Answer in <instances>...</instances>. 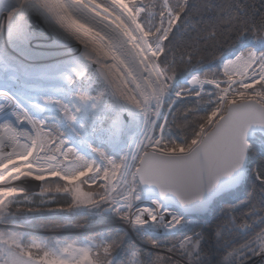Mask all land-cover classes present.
I'll return each mask as SVG.
<instances>
[{"label": "snow or ice", "instance_id": "obj_1", "mask_svg": "<svg viewBox=\"0 0 264 264\" xmlns=\"http://www.w3.org/2000/svg\"><path fill=\"white\" fill-rule=\"evenodd\" d=\"M0 12L6 13L11 45L0 50V65L19 73L26 85L51 78L37 64L40 45L34 41L49 39L66 47L63 54L69 57L59 66L63 95L41 91L26 105L20 95L0 89V216L16 215L9 206L26 191L17 182L34 180L56 183V192L70 194L71 204L59 211L102 209L101 219L112 222L109 231L80 242L25 243L23 233L0 231V264H116L111 257L120 251L127 257L124 264H171L154 238L161 230H184L190 223L186 215L205 209L214 197L249 178L264 197V164L250 167L256 146L264 161V0H206L199 7L192 0H107V5L97 0H0ZM33 12L54 35L32 30ZM218 27L235 29L249 47L233 58H220L226 80L206 73L178 85L175 72L169 75L172 64L160 59L167 55L165 42L185 29L211 47ZM70 41L83 45L78 55L66 43ZM191 59L190 53L189 63ZM205 85L214 86L207 93L211 110L194 127L189 125L190 138L170 139L162 108L167 104L171 111L177 101L194 97L198 110H205L200 105ZM117 94L123 98L120 110L136 122L131 141L120 110L105 104L106 97ZM53 111L52 126L38 118ZM192 111L186 110L185 120ZM161 119L164 123H158ZM108 146L111 154L104 151ZM93 184L100 191L84 190ZM249 203L250 198L240 201L245 207ZM232 209L238 210L236 205ZM246 215L260 216L264 223L255 209ZM230 223L231 229L218 226V241L231 231L247 235L252 230L234 219ZM203 242L200 233L185 235L168 252H178L186 264H206ZM224 251L219 264H253V258L264 264V229L239 247L225 242Z\"/></svg>", "mask_w": 264, "mask_h": 264}, {"label": "trees", "instance_id": "obj_2", "mask_svg": "<svg viewBox=\"0 0 264 264\" xmlns=\"http://www.w3.org/2000/svg\"><path fill=\"white\" fill-rule=\"evenodd\" d=\"M206 0H192V3L198 7L203 5ZM213 3L220 4L224 0H212ZM202 27H207V25H202ZM196 33L191 31H186L181 29V31L173 37L170 42H165L167 55L162 54L160 59L164 63L172 64V71L169 72V75H172V72H175L176 80L175 82L178 85H181V80L188 79L194 74L206 73L209 75H219V61L220 58L230 56L236 52L245 50L249 45L246 42L238 39V32L233 30H228L223 27L217 28V39L213 46H207L204 41L197 42ZM191 53L192 59L191 62H188V55ZM210 93V92H208ZM212 99L211 96L205 94L202 96L200 105L205 107V110H198L195 98L183 99L177 101L176 105L169 111L167 116L168 126L166 130V136L170 139L177 140V142L183 140L185 137L190 138L192 131L191 126H195L201 117L207 114V111H210V107H206V102ZM167 106V104H165ZM214 106V105H213ZM194 109L187 119H184V114L186 110ZM261 149L256 146L253 148L250 167L256 168L261 164H264V161L260 159ZM63 183L62 181L60 182ZM42 190L45 197H40L39 194L31 197V200L22 201L26 194H23L19 198L18 203H14L9 206V212L16 213L17 215L24 214V210L34 211V215L29 214V221L31 222L30 226L33 227H69L71 223L77 225L88 224L90 222V217L85 214H75L74 216H69L67 214H50V216H44L41 214V211L45 208H60L68 207L71 204L70 194L63 192H56V183L51 182H42ZM34 185L29 184L25 189L26 193H31L34 189ZM44 189H48L44 191ZM251 194V196H250ZM251 199V203L247 207L240 204V201H248ZM264 197L261 196L259 188L254 187L253 180L249 178L242 188L228 193L220 197L212 207V212L206 214L200 219L196 224H191L187 226L184 230H181L176 233H170L166 235H159L154 237L159 239L161 248L168 249L173 245L178 244V242L183 239L185 235H192L193 233L200 232L204 237V242L202 244V259L206 264H219V261L224 257V243H231V247H239L241 244L245 243L247 240H251L257 232L261 229H264V223H260V216H248L247 213L255 209L260 213L261 216H264V203H262ZM232 205H236V209L233 210ZM18 209H21L20 212H17ZM234 219L237 226L241 225H251L252 230L248 232L247 235H244L242 232L237 233L231 231L229 234L224 236L223 240H217L216 231L219 225L227 224L231 229L232 225L230 221ZM110 228L94 231L83 236L73 237V236H64L63 239L69 242H78L82 239H88V237H98L99 234L109 231ZM29 236V235H28ZM34 239L43 238L42 236L30 235ZM99 242V239H97ZM147 251V249H145ZM178 254V252L176 253ZM163 255V254H162ZM116 261V264H124V261L127 259L125 252L120 251L117 254H114L111 257ZM171 264H178L176 260L171 258Z\"/></svg>", "mask_w": 264, "mask_h": 264}, {"label": "rangeland", "instance_id": "obj_3", "mask_svg": "<svg viewBox=\"0 0 264 264\" xmlns=\"http://www.w3.org/2000/svg\"><path fill=\"white\" fill-rule=\"evenodd\" d=\"M97 2L107 5V0H97ZM158 2H159V0H143V3H145V4L158 3ZM5 15H6V13L0 12V31H2V32L6 31V27H5L6 23H5V21H3ZM102 15H103V13H102ZM29 23H30L31 28L34 32H44L45 37L52 34L51 29L48 28V26L44 23L43 18L39 17L38 14H36L34 12L31 14V18L29 20ZM1 27L3 29H1ZM52 35H54V34H52ZM35 43H39V45H40V47L37 49V51L39 53H41V59L37 62L38 66L40 68L44 69L46 71V73L48 75H50L51 78L58 80L59 76H58L57 69L59 68L61 63H66L65 59H67V60L69 59V57H67L63 54L68 49L66 47L54 46L52 44L51 40L44 39L43 37L38 42L34 41V44ZM66 43L70 44L72 50L77 55L79 54L76 51L77 49L79 51L83 50V45L79 44L77 41H70V42H66ZM8 48H11V45L7 43V39L0 42V50H6ZM236 54H239V52H236V53H234L228 57H225L224 59L233 58L234 55H236ZM108 60L110 63L112 62L111 61V54H109ZM218 67H219V75H214V77L216 79L226 80V77H224V75H223V66L220 63V61H219ZM197 74H199V73H197ZM197 74H194V75H197ZM19 75H20L19 73L14 72L11 69L5 68L3 65H0V87L7 88L8 90L13 89L14 84L17 85V84L21 83L20 78H22V77H20ZM199 75L201 76L202 79L204 78V75H202V74H199ZM191 77L188 79L181 80L180 86H185V81L190 80ZM212 77H213V75H209V78H212ZM93 79H94V77H93ZM39 84L42 85L43 87H45L47 83L44 81L42 83H35V84H31V85L36 86L37 88H40ZM128 87L132 88L133 85L130 84V85H128ZM197 87H199V86H197ZM0 89H2V88H0ZM2 90H4V89H2ZM33 91H37V90L34 89ZM213 91H214V86L205 85L204 86V93H202V96L207 94L208 92L211 93ZM92 95H95V93L93 92ZM120 99L123 102V98L120 97ZM105 104L107 105L109 110L116 111L114 109L112 97H106ZM161 111H162V114L164 116H168L169 109L166 105L162 108ZM126 113L128 114L127 111H126ZM158 123H164V120L161 119L158 121ZM52 125L53 124H50V126H52ZM133 130H135V131H133ZM59 131L61 133H63L64 128H60ZM136 131H137V128H132V130L130 129V132H128V131L126 132V135H129V138H130V136H134ZM131 132H132V134H130ZM158 134H159V129H157V135ZM129 141H131V140H129ZM93 146L95 147L96 145L94 144ZM133 146H135V145H133ZM105 149L107 150V152L109 154H111V146L105 147ZM41 183L42 182L31 183V185L33 184L35 186L33 191L31 193H26V191H25L24 194H26L29 201L31 200V197L35 196L36 194H39L40 197L41 196L45 197L44 194H46V193L43 192ZM84 190L85 191H100V189L97 187V185L96 186H90V187L88 185H85ZM21 200L25 201L24 199H21ZM62 208L67 209L68 207L45 208L44 210L41 211V214L44 216H50V214H52V215L53 214H67L69 216H74L75 214H85L91 218L90 222L88 224H82V225H77L75 223H71L70 226L66 227V228H62V227L45 228L47 226H45V227H42V226L33 227V226H30L31 225V222L29 221L30 216H28V215L29 214L34 215L35 213L32 210L29 212L30 209H28V210L22 211V212H24V214L17 215L15 213L16 215H14V216L9 215V216H7V218L0 216V231H16V232L23 233L25 243H28L32 240L53 241L56 238H59L61 240H65V239H63L64 236H73V237L83 236L84 234L91 233V231H90L91 229H95L93 231H101V230L106 229L108 227V225L112 224L111 221H105V220L101 219L102 209L101 210H84V209H82L79 212L69 213V212L59 211V209H62ZM172 210L174 211L175 208H173ZM8 211H10V210L8 209ZM20 211H21V209L17 210V212H20ZM211 212H212V210L210 211V213ZM186 219L190 221V223L187 226H189L191 224H196L198 221H200V219H195V218H186ZM104 226H105V228L97 229V227L99 228V227H104ZM196 233H200V232H196ZM167 234H170V233H167ZM30 235H37V236L39 235V236H42L43 238L34 239ZM160 235H166V233H164L163 230H161ZM82 238L83 237H81L80 241L85 240ZM88 238H95V237L91 236ZM65 241H67V240H65ZM80 241H78V242H80ZM67 242H69V241H67ZM73 242H75V241H73ZM96 242L99 243L97 240H96ZM172 247L173 246H171L170 248H172ZM170 248H168V249H170ZM145 249H147V248H145ZM168 249L160 247V249H158V251L160 254L170 256L171 258L176 260L178 262V264H186V258L181 257L179 255V253L178 254L170 253V252H168ZM253 264H261L259 258H253Z\"/></svg>", "mask_w": 264, "mask_h": 264}, {"label": "built area", "instance_id": "obj_4", "mask_svg": "<svg viewBox=\"0 0 264 264\" xmlns=\"http://www.w3.org/2000/svg\"><path fill=\"white\" fill-rule=\"evenodd\" d=\"M63 59V58H62ZM65 62H67V59H65ZM58 71V76H59V68L57 69ZM20 77H22L21 75H19ZM50 77V75H48ZM58 78V77H57ZM21 79V83L20 84H14L13 89H10L12 92L16 93V94H20L23 98V100L25 99L26 102H24L26 105H28L30 103V98L35 97L38 95V93H40L41 91H48V92H57L59 91L61 95L64 94V89H63V84L62 82L59 80H55L54 78H50L48 80H45V82L47 83L46 86L43 89L37 88L36 86H32L31 84H27L24 80V78H20ZM2 89H4L5 91H7V88H3L0 87ZM34 89H36L37 91H33ZM45 89V90H44ZM35 93V94H34ZM4 101V98L2 96H0V103H2ZM54 116L55 113L53 112H42L39 114V119H45L47 120L49 126L50 124H54ZM23 127L25 129H31V125L25 123L23 125ZM132 134V133H130ZM99 143V141H97V144ZM96 145V144H95ZM97 146V145H96ZM104 151L107 152V150L104 148ZM32 182H40V181H34V180H27L24 181L22 184L20 182H17L18 186H23V187H27L29 184H31ZM102 181H97V184H101ZM91 186H96L95 184L91 185Z\"/></svg>", "mask_w": 264, "mask_h": 264}, {"label": "water", "instance_id": "obj_5", "mask_svg": "<svg viewBox=\"0 0 264 264\" xmlns=\"http://www.w3.org/2000/svg\"><path fill=\"white\" fill-rule=\"evenodd\" d=\"M112 100H113V105H114V109L115 110H120V107H119V103L118 101L122 102L119 95L117 94L115 97H112ZM120 114H121V117L124 118L125 120L127 119V113H126V110H120ZM245 182L241 183L240 185L234 187L233 189H231L230 191H228L226 194L228 193H231V192H234L236 190H238L239 188H242V186L244 185ZM226 194H221V195H218L217 197H214L212 199V201L209 203V205L205 208V209H202V210H199V211H195V212H192L190 214H188V216H192V217H203L205 216L206 214H208L212 207L214 206L215 202L220 198L222 197L223 195H226ZM95 229H91L90 231H93Z\"/></svg>", "mask_w": 264, "mask_h": 264}, {"label": "bare ground", "instance_id": "obj_6", "mask_svg": "<svg viewBox=\"0 0 264 264\" xmlns=\"http://www.w3.org/2000/svg\"><path fill=\"white\" fill-rule=\"evenodd\" d=\"M3 21H4V19H3ZM6 27V26H5ZM1 29H3L2 27H1ZM7 39V32L6 31H0V42L1 41H3V40H6ZM40 85V84H39ZM42 85H40V88L41 89H43L44 87L42 86ZM45 90V89H44ZM20 95V94H19ZM119 95V94H118ZM21 96V95H20ZM21 98H23L22 96H21ZM24 102H26L25 101V99H24ZM122 118V117H121ZM123 120H124V122H125V124H126V126H127V129H128V132H130V129L132 130V128H137V126H136V122L134 121V118H133V116L132 115H129V113L127 114V119L125 120L124 118H122ZM133 124V125H132ZM133 131H135V130H133ZM132 133V132H131ZM128 136V137H127ZM126 137H127V139H129V140H132L133 139V136H130V138H129V135H126ZM138 207L139 206H141V205H137ZM146 206V205H145ZM125 228H126V225H123Z\"/></svg>", "mask_w": 264, "mask_h": 264}, {"label": "flooded vegetation", "instance_id": "obj_7", "mask_svg": "<svg viewBox=\"0 0 264 264\" xmlns=\"http://www.w3.org/2000/svg\"><path fill=\"white\" fill-rule=\"evenodd\" d=\"M186 217H188V215H186Z\"/></svg>", "mask_w": 264, "mask_h": 264}]
</instances>
